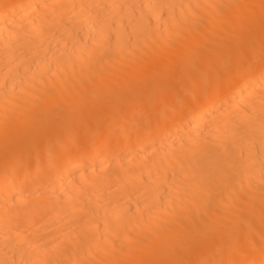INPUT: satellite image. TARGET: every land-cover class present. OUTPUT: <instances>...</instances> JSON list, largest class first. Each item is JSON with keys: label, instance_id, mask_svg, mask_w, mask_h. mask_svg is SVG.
I'll return each mask as SVG.
<instances>
[{"label": "bare ground", "instance_id": "6f19581e", "mask_svg": "<svg viewBox=\"0 0 264 264\" xmlns=\"http://www.w3.org/2000/svg\"><path fill=\"white\" fill-rule=\"evenodd\" d=\"M0 264H264V0H0Z\"/></svg>", "mask_w": 264, "mask_h": 264}]
</instances>
